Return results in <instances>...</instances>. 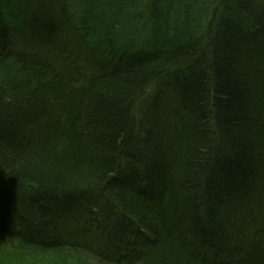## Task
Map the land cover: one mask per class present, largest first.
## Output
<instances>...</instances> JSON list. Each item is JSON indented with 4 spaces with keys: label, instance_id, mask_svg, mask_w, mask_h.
Instances as JSON below:
<instances>
[{
    "label": "trees",
    "instance_id": "obj_1",
    "mask_svg": "<svg viewBox=\"0 0 264 264\" xmlns=\"http://www.w3.org/2000/svg\"><path fill=\"white\" fill-rule=\"evenodd\" d=\"M263 1L0 0V235L264 264Z\"/></svg>",
    "mask_w": 264,
    "mask_h": 264
},
{
    "label": "rangeland",
    "instance_id": "obj_2",
    "mask_svg": "<svg viewBox=\"0 0 264 264\" xmlns=\"http://www.w3.org/2000/svg\"><path fill=\"white\" fill-rule=\"evenodd\" d=\"M56 42L60 43L59 40H57ZM42 206H46V205H42ZM18 233L23 234L24 237H26L25 235L27 234L28 236H31L36 240L42 239V238L40 239L39 236L34 235L32 233L28 234L26 231H19ZM126 239L127 237L125 238V240ZM8 243L11 244L12 242L8 241ZM20 251H22V248H19L16 253H13L10 247H8L6 251L0 254V264H73L74 262V260L68 259L62 254H51V256L43 255L42 257H36V255H34L36 252L30 250L29 251L31 252L33 260H29L24 258L22 255H17L18 252Z\"/></svg>",
    "mask_w": 264,
    "mask_h": 264
},
{
    "label": "bare ground",
    "instance_id": "obj_3",
    "mask_svg": "<svg viewBox=\"0 0 264 264\" xmlns=\"http://www.w3.org/2000/svg\"><path fill=\"white\" fill-rule=\"evenodd\" d=\"M263 3H264V1H263ZM264 6V5H263ZM262 26H264V24L262 23ZM105 190L103 189V192H104ZM105 193V192H104ZM80 197V196H79ZM97 197V196H96ZM255 200H257V202H261L262 204H264V199L263 198H255ZM255 204V203H254ZM67 214H65L64 216H66ZM257 232L259 233V230H257ZM52 234H54V232H51ZM5 233H2L1 235H0V254L2 253V252H4V251H6L7 249H8V247H10V249L13 251V253H16L17 252V250L19 249V248H22V251H20V252H18V254L17 255H22L24 258H26V259H29V260H33V257H32V255H31V252L30 251H35L36 252V250H34V249H32V248H23V246H21V244L19 245L18 243H16V242H12L11 244H9L8 243V241L7 240H5ZM90 236V235H89ZM61 237H63V235L61 236ZM92 241H93V243H95V242H97L98 244H101L100 243V239L99 238H97V237H93V236H90L89 237ZM101 242H103L102 240H101ZM44 244L43 245H46V246H54V245H64V243H63V240L61 239V240H59V239H51V240H49V239H47V240H44V242H43ZM97 243H95V244H97ZM30 250V251H29ZM34 255H36V257H39L40 256V254H38L37 252L34 254ZM39 259H42V258H39ZM116 261H118V260H116ZM110 262V261H109Z\"/></svg>",
    "mask_w": 264,
    "mask_h": 264
}]
</instances>
